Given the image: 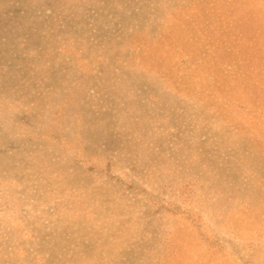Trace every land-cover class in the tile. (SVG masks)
Listing matches in <instances>:
<instances>
[{"label": "rangeland", "instance_id": "obj_1", "mask_svg": "<svg viewBox=\"0 0 264 264\" xmlns=\"http://www.w3.org/2000/svg\"><path fill=\"white\" fill-rule=\"evenodd\" d=\"M0 264H264V0H0Z\"/></svg>", "mask_w": 264, "mask_h": 264}]
</instances>
